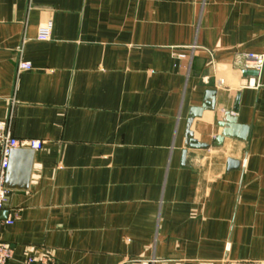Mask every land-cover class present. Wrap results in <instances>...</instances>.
I'll list each match as a JSON object with an SVG mask.
<instances>
[{
	"label": "crops",
	"instance_id": "1",
	"mask_svg": "<svg viewBox=\"0 0 264 264\" xmlns=\"http://www.w3.org/2000/svg\"><path fill=\"white\" fill-rule=\"evenodd\" d=\"M247 53L264 54V0H0V120L43 142L0 227L7 264H264V69L246 86ZM229 112L245 139L217 141Z\"/></svg>",
	"mask_w": 264,
	"mask_h": 264
},
{
	"label": "built area",
	"instance_id": "2",
	"mask_svg": "<svg viewBox=\"0 0 264 264\" xmlns=\"http://www.w3.org/2000/svg\"><path fill=\"white\" fill-rule=\"evenodd\" d=\"M52 24L48 22L39 28L38 40L47 41L51 37ZM183 56V55H182ZM239 66L242 70H253L257 75L251 77L246 86L258 87L260 85V76L264 69V54L247 53L239 60ZM18 68L29 70L32 68L30 62H20ZM43 147V142L33 138H18L12 134L10 121L0 120V227L3 224H13L14 216L6 219L3 213L7 210L10 201L11 190L5 187L6 174L9 166V157L13 148H33L39 150ZM229 250V246L226 247ZM13 258V250L7 244L0 242V264H7ZM26 264H60L55 259L46 254L35 255L31 253L26 258ZM154 264V263H152Z\"/></svg>",
	"mask_w": 264,
	"mask_h": 264
},
{
	"label": "water",
	"instance_id": "3",
	"mask_svg": "<svg viewBox=\"0 0 264 264\" xmlns=\"http://www.w3.org/2000/svg\"><path fill=\"white\" fill-rule=\"evenodd\" d=\"M244 74H257L256 71L248 70L244 71ZM215 91H209L207 93L206 101L200 108H194L191 111L190 119L188 121L189 128L192 125L193 120L205 110H213L215 107L214 99ZM220 126L224 128L222 135L217 141H221L224 137H238L245 139L248 132L247 126L239 125L237 119L232 116L231 112L226 114L225 119L220 122ZM190 141L193 147H201L203 144H199L197 140L193 138V131L188 130ZM36 150L33 148H13L9 157V166L6 174L5 187L10 190H27L30 185L32 176V169L34 164V156ZM8 212L3 213V218L6 219Z\"/></svg>",
	"mask_w": 264,
	"mask_h": 264
}]
</instances>
